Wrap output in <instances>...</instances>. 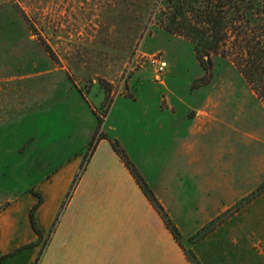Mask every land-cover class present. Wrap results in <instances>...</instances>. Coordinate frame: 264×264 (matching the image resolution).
<instances>
[{
    "label": "rangeland",
    "instance_id": "obj_1",
    "mask_svg": "<svg viewBox=\"0 0 264 264\" xmlns=\"http://www.w3.org/2000/svg\"><path fill=\"white\" fill-rule=\"evenodd\" d=\"M171 1L0 0V211L74 155L94 184L117 142L196 264H264V103L231 60L202 65L166 29ZM189 124L213 151H162Z\"/></svg>",
    "mask_w": 264,
    "mask_h": 264
},
{
    "label": "crops",
    "instance_id": "obj_2",
    "mask_svg": "<svg viewBox=\"0 0 264 264\" xmlns=\"http://www.w3.org/2000/svg\"><path fill=\"white\" fill-rule=\"evenodd\" d=\"M183 136L180 126L176 127L169 142L174 146L162 147V151H180L186 158V151H213L209 138L199 135L195 124H189ZM181 141L185 142L183 146ZM95 157L94 154L88 167ZM82 158L74 155L65 159L37 185L44 202L36 212V220L44 235L72 189ZM112 158L114 165L108 168L114 171L105 175L98 167L96 177L104 176L94 184L87 185V170L83 173L43 264H193L186 255L188 249L176 241L131 171L115 152ZM27 196L29 202L21 203L20 199L0 213V256L38 239L30 221L37 199L31 193ZM23 219L27 230L20 227ZM39 251V247L31 248L0 264H34Z\"/></svg>",
    "mask_w": 264,
    "mask_h": 264
},
{
    "label": "trees",
    "instance_id": "obj_3",
    "mask_svg": "<svg viewBox=\"0 0 264 264\" xmlns=\"http://www.w3.org/2000/svg\"><path fill=\"white\" fill-rule=\"evenodd\" d=\"M171 2L174 4V12L168 21V25H166V29L171 33L181 32L191 38L196 56L202 65L209 63L213 65L214 56H222L231 60L264 103V0H173ZM223 48L227 49L223 51ZM105 138L101 137L95 141L91 154L99 142ZM112 145L146 197L162 215L166 226L176 241L183 247L178 228L172 224L164 209L155 199L147 182L131 168L124 151L119 147V143L113 142ZM90 156L85 157L81 166L82 172L85 171ZM81 176L79 174L74 180L72 189ZM28 193L33 194L37 199L30 213V221L38 239L9 254L0 256V263L28 249L41 246L46 238L36 220V212L42 206L44 197L35 188H31L25 194ZM70 195L68 194L69 197ZM8 207L9 205L3 210ZM43 253L44 247L41 248L34 264L40 263ZM186 255L193 264H196L189 252L186 251Z\"/></svg>",
    "mask_w": 264,
    "mask_h": 264
},
{
    "label": "built area",
    "instance_id": "obj_4",
    "mask_svg": "<svg viewBox=\"0 0 264 264\" xmlns=\"http://www.w3.org/2000/svg\"><path fill=\"white\" fill-rule=\"evenodd\" d=\"M153 62L155 63L156 67H157V79L162 81V76L165 73V69L167 67V63L165 61H161V60H153Z\"/></svg>",
    "mask_w": 264,
    "mask_h": 264
}]
</instances>
